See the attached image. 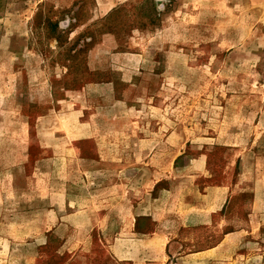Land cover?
Here are the masks:
<instances>
[{"label": "rangeland", "instance_id": "374dc122", "mask_svg": "<svg viewBox=\"0 0 264 264\" xmlns=\"http://www.w3.org/2000/svg\"><path fill=\"white\" fill-rule=\"evenodd\" d=\"M102 4L0 0V264H111L113 236L137 238L130 224L102 230L67 213L88 205L111 216L114 205L122 214L162 189L223 184L238 186L232 230L245 228L257 191L262 224L232 254L264 264V0ZM44 116L89 122L75 133L90 135L77 142L83 158L38 164ZM204 155L208 173L198 174L193 160ZM49 184L57 205L67 188L74 208L49 217ZM217 221L183 229L201 236L183 251L218 243Z\"/></svg>", "mask_w": 264, "mask_h": 264}, {"label": "crops", "instance_id": "0c3cea01", "mask_svg": "<svg viewBox=\"0 0 264 264\" xmlns=\"http://www.w3.org/2000/svg\"><path fill=\"white\" fill-rule=\"evenodd\" d=\"M98 1L103 2L102 6L105 3L111 6L119 0ZM65 109L64 107L62 109L64 111L59 110L57 117H65L67 114ZM75 110L76 107L73 108L74 112L71 115H76L77 111ZM87 125L89 122L84 123L80 119L76 123L65 120L58 121L53 125L48 116H44L37 127L42 130H49V132L39 133L43 136H40L41 148L44 149L46 155L39 159L38 164L45 165L48 163L50 166L53 163L55 166L60 160L70 159L69 155H74V153L79 158H83L80 155L77 142L88 139L90 135H77L75 133ZM25 150L28 158L30 147L27 146ZM193 161L198 162L197 165L200 167L197 170L198 174L208 173V156L204 155ZM50 175L49 169L48 176ZM237 188V185H208L180 195L176 194L173 189H162L155 197L150 193L148 197L145 196L147 199L145 198L144 202L133 203L126 209L128 212L122 214L119 213V208L114 207V205L111 216L105 214L104 209L106 207L81 205L79 211L67 213L66 218L70 217V221H72L79 213H85L93 225L101 229L104 225L107 227L112 225L120 230L130 224L131 227L124 230H130L131 236L137 238H126L123 234H117L118 237H114V235L110 240L111 264H124V262H126L125 264H131V262L133 264H169L171 257H176L175 264H233L232 260L236 258L243 259L240 264H245L249 262L246 259L251 256H255V260L250 264H259L257 253L246 251L238 253V255L232 254L233 251L237 252L235 250L238 246H245L254 233L253 229L256 231V225L262 224L261 201L256 195L257 191L253 190L255 196L250 203V211L243 218L241 217V222L246 224L245 228L238 231L228 227L231 225L232 219L227 214L233 195L238 193ZM46 191L48 203L43 207L48 210L49 217L55 215L57 208L61 207L64 210L74 208L73 201L67 197L69 192L67 188L64 190V202L61 205H57L55 202L57 195L55 185L49 184ZM173 195L175 198L171 200ZM112 201H114L113 198ZM87 210L93 212L88 213ZM217 220L220 221L222 228L218 243L203 249L183 251L186 245L184 241L194 242L201 238L200 234L195 232H192L191 238L185 237L182 234L183 229L192 228L195 230V228L198 229L203 226L212 227L218 222ZM208 236L213 238L210 234ZM132 241L138 246L136 250L129 246ZM152 242H158L159 245L151 244ZM119 245L123 248L117 249L116 246Z\"/></svg>", "mask_w": 264, "mask_h": 264}]
</instances>
